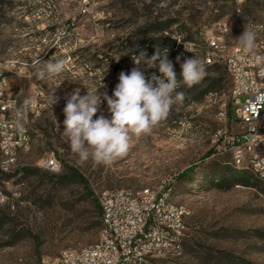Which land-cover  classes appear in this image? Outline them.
Instances as JSON below:
<instances>
[{"label": "rangeland", "instance_id": "1", "mask_svg": "<svg viewBox=\"0 0 264 264\" xmlns=\"http://www.w3.org/2000/svg\"><path fill=\"white\" fill-rule=\"evenodd\" d=\"M226 22L231 47L240 45L236 39L245 27L256 32V41L264 40V0H0V63L10 66L12 91L22 106L35 92L42 94L41 114L30 124L29 151L16 159L13 174L0 175L6 197L0 204V264H42L98 241L101 219L84 184L72 177L75 172L96 200L105 190L170 184L173 202L188 216V241L179 260L152 264H264V183L253 173L243 179L217 142L220 134L238 132L228 116L237 107L222 65L204 64L199 84L177 89L185 93L183 103L173 105L151 134L133 137L128 154L111 165L81 163L62 136L65 97L75 89L83 96L103 81L107 87L98 91L111 96L120 72L134 67L132 55L145 50L151 57L156 45L168 49L179 79L176 57L201 59L195 48H204L205 31ZM51 58L65 61L64 72L39 79L38 59ZM153 72L160 75L158 69L146 75ZM52 95L59 97L53 105ZM101 100L93 119L110 118ZM51 158L54 170L46 168ZM190 168L194 173L179 180Z\"/></svg>", "mask_w": 264, "mask_h": 264}, {"label": "built area", "instance_id": "2", "mask_svg": "<svg viewBox=\"0 0 264 264\" xmlns=\"http://www.w3.org/2000/svg\"><path fill=\"white\" fill-rule=\"evenodd\" d=\"M228 26L226 22L224 30L207 29L204 33L207 45L204 63H221L235 84L238 132L220 134L217 142H221L223 151L235 160V165L258 160L259 169L264 171V42L256 43L252 53L230 51L229 45L220 40V33L228 32L225 31ZM9 67L0 63V153L14 157L17 146L27 147L24 130H29L33 116L41 114L42 94L35 92L28 98V106H20V98L12 91L7 76ZM242 97H246L244 102L240 100ZM13 109H20V116H13ZM18 168L14 164L0 165V175H11ZM46 168L54 170L56 160H48ZM166 195H172L170 184L137 191L100 192L97 200L101 222L107 225L106 240L77 260L59 254L43 259L42 264H152L155 260H179L184 253L168 245V237L182 239L186 245L188 216L184 213L176 216L175 203L166 206ZM5 201V195L0 196V204Z\"/></svg>", "mask_w": 264, "mask_h": 264}, {"label": "clouds", "instance_id": "3", "mask_svg": "<svg viewBox=\"0 0 264 264\" xmlns=\"http://www.w3.org/2000/svg\"><path fill=\"white\" fill-rule=\"evenodd\" d=\"M225 31L230 32L229 26ZM236 40L244 53H252L256 48L257 34L245 27L242 35ZM184 49L192 52L187 44H184ZM119 59L116 61L119 62ZM38 61L42 65L37 73L41 80L59 76L65 70L63 59ZM132 61L134 67L130 72H120L119 82L111 96L106 91H98L99 88L107 87L102 81L94 86V91L87 90L83 96L77 88L65 97L62 136L66 138L71 152L78 156L81 163L91 160L96 165L107 166L125 157L131 148L133 137L151 134L153 129L168 117L173 105L183 103L185 93L177 89L181 85L191 88L199 84L205 73L202 60L195 55L183 59V62L178 55L176 62L181 69L178 79L174 64L169 59L168 49H161L159 45L155 46L151 57L145 50H140L139 55H132ZM148 69H158L160 75L153 72L147 76ZM101 97L107 102L110 118L101 114L93 119L100 110ZM58 101L59 97L51 96V105ZM28 103L26 100L25 105ZM53 117L55 118L54 115Z\"/></svg>", "mask_w": 264, "mask_h": 264}, {"label": "bare ground", "instance_id": "4", "mask_svg": "<svg viewBox=\"0 0 264 264\" xmlns=\"http://www.w3.org/2000/svg\"><path fill=\"white\" fill-rule=\"evenodd\" d=\"M226 23H220L218 24V30H224ZM229 35V32H221L220 33V40L221 42H225L228 44L227 37ZM262 41H256V43H261ZM206 45V44H205ZM229 45V44H228ZM230 51H242L241 45H238L236 47H231L229 45ZM207 55V48L205 49V56ZM214 64H220L221 63H205V65H214ZM9 66L8 64H6ZM230 97L232 100V104L234 106L235 104V84L234 81H230ZM20 106L21 103H20ZM25 106H28L25 105ZM13 116H20V109H13ZM30 124L29 122V130H24V142L27 144V147L24 149V146H17V152L14 154V157H11L8 153H0V165L2 166H10V165H16V159L19 157L20 154L26 153L29 151L31 146V135H30ZM232 165L235 169L251 172L256 175V177L264 183V171L259 169V163L258 160H251V162H242L238 165H235V160H231ZM4 186V184H3ZM151 189V188H146ZM0 196H4V192L2 187L0 186ZM166 206H173V200L172 195H166ZM176 206V216H183V212L181 208L175 204ZM107 238V225L105 222H102V228L100 232L99 239L96 243L93 245L76 249V250H65L60 253V255L63 258H69V260H77L79 257L86 256L88 254V251L91 249H94L96 246H98V243L100 241H105ZM168 245L173 246L174 248H180V253H185V245H183V240L176 238V237H168ZM44 259H50V257L44 258Z\"/></svg>", "mask_w": 264, "mask_h": 264}, {"label": "trees", "instance_id": "5", "mask_svg": "<svg viewBox=\"0 0 264 264\" xmlns=\"http://www.w3.org/2000/svg\"><path fill=\"white\" fill-rule=\"evenodd\" d=\"M195 47H197V45H195ZM195 51H196L195 53H196L197 56H201V60H202L203 64H205V63H204V59H205V45H204V48H202V50H201V48H200V49L195 48ZM218 65H219V64H214V65H211V67H215V66H218ZM207 92L209 93V92H211V90H210V89H207V90H206V93H207ZM228 116H229L230 119H236L235 112H233L232 109L229 110V112H228ZM213 153H214L213 151H210V152L205 156V158H208V157L212 156ZM22 170H23V172L26 173V174H30V173H32V170H31V169H28V168H22ZM194 170H195V168H190V169L186 170L183 174H181V175L179 176V180H186L190 175H192V174L194 173ZM238 171H239V170H238ZM239 175H240L241 177H243V179H248V180H251V179H252L251 172L240 171ZM72 177L78 179L82 184H84L85 189L87 190V193H88L89 197H91V198L93 199V201H94V204H95L96 210H97V212H98V214H99V217H100V219H101V215H102V214H101V208H100V205H99V203H98V200H96V199L94 198L93 193L90 191V185H89V183L87 182V180H86L81 174H79L78 172H75V173L72 175ZM101 225H102V222H101Z\"/></svg>", "mask_w": 264, "mask_h": 264}]
</instances>
